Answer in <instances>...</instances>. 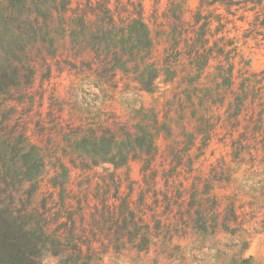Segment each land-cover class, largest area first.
Instances as JSON below:
<instances>
[{
    "label": "trees",
    "instance_id": "16d2710c",
    "mask_svg": "<svg viewBox=\"0 0 264 264\" xmlns=\"http://www.w3.org/2000/svg\"><path fill=\"white\" fill-rule=\"evenodd\" d=\"M216 3L227 13L225 21L220 13L213 14L217 7L204 13L202 2L186 20L181 5L174 4L170 29L162 34L167 46L156 57L142 6L133 0H0V264H43V250L60 255V264H91L93 243L104 250L130 246L142 251L154 239L166 247L173 236L187 230H238L235 202L220 210L219 199L210 194L209 179L222 170L204 179L203 189L193 182L187 198L186 189H173L170 182L178 168L192 169L194 159L219 134L217 128L224 130L219 139L228 141L238 168L246 163L254 168L256 162L264 166V69L242 67L235 75L238 46L234 37L223 33L232 22L229 15L241 11L237 18L243 20L251 12L245 36L264 40V0L206 1L209 6ZM64 48L73 58L64 60L69 68L94 75L99 86L115 89L118 80L126 79L152 92L159 77L164 82L178 77L163 118L152 108L140 107L136 123L114 114H109L107 125L93 118L74 123L72 114L64 119L63 109L56 114L50 103L51 124L45 126L40 119L35 123L38 134L46 136L45 145L30 141L21 126L6 129L9 118L2 114L3 101L22 103L38 66L43 68L41 77L50 78L49 59L57 62ZM30 100L32 107L34 95ZM172 104L179 123L169 116ZM187 112L190 129L182 121ZM171 122L178 123L183 138L167 146L163 161L168 167L159 170L154 165L159 155L155 138L161 132L170 135ZM195 146L198 152L192 151ZM49 157L53 174L46 194L38 198L40 168ZM133 159L141 162L144 186L136 202L130 198L128 172H116ZM105 163L115 171L106 166L103 173L95 171ZM158 175L164 191L157 188ZM123 180L128 181L126 193L120 190ZM149 192L151 202L146 201Z\"/></svg>",
    "mask_w": 264,
    "mask_h": 264
},
{
    "label": "rangeland",
    "instance_id": "374dc122",
    "mask_svg": "<svg viewBox=\"0 0 264 264\" xmlns=\"http://www.w3.org/2000/svg\"><path fill=\"white\" fill-rule=\"evenodd\" d=\"M133 1L142 6L145 21L155 45L156 57H161L167 46L162 34L170 29L169 23L173 21L172 7L174 4L181 5L182 18L186 20L192 19L195 10L201 7V2L204 13H211V9L217 7L213 14L220 13L222 21H225L227 17L223 6L217 3L214 6L206 5L207 0ZM111 2L114 3V0ZM240 15L241 11L237 13V16ZM245 15L243 20L229 15L232 22H229L223 29V33L234 37L238 46V54L234 59L235 75H238L237 70L242 67L255 71L264 69V40L261 36H245L247 34L245 28L249 27L248 22L252 19V13L248 12ZM216 25L217 21L213 20L212 27ZM223 33L219 32L218 36ZM60 54L62 55L58 54L57 62L55 59L51 61L49 59L52 63L50 78L41 77L43 68L38 66L33 84L26 86L29 96L25 95L22 103H18L16 99L5 100L1 109L2 114L9 118L6 121L8 124L6 129H9L8 126L17 125L18 128L21 126L25 128L29 140L39 145H45L46 136L38 134L35 123L40 119L45 126L51 124L48 115L50 103L56 114H58L56 111L58 108L63 109L62 118L69 119L72 114L74 123L93 118L107 125L112 120L109 114L118 116L119 120L136 123L138 121L136 112L140 110V107L152 108L159 117L163 118L167 109L166 101L172 99L179 80L176 77L172 82H164L163 78L159 77L152 92L139 90L134 82L126 79L118 80L115 89L106 84L99 86L95 83L94 75L86 77L85 74L76 73L74 69L69 68L67 61L64 60H73V58L65 48L60 50ZM31 94L34 95L32 107ZM175 106V104L170 106L169 116L179 123L180 119L177 118ZM188 119H190L189 112L185 114L182 121L188 126L185 125L187 129H190L191 123H188ZM173 122L170 123L172 126L170 135L161 132L155 138L159 155L154 165L159 170L168 167V162L163 161L167 146L172 140L183 138V135L179 134L181 129L178 123ZM217 131L219 134L213 135L208 145L194 159L192 169L190 170L188 165L178 168L180 170L178 176L174 175L170 182H173V189H186V192L193 182L203 189L206 186L204 179L213 177L215 172L222 170L224 173L216 175L218 178L209 179L210 194L216 195L219 199L220 210H223L230 200L235 202L239 217L238 230L234 234L223 230L206 233L187 230L185 234L173 236L171 243H168L166 247L161 246L162 241L154 239L149 249L142 251L130 246L118 252L112 249L104 250L98 243H93L96 253L91 264H231L233 261L241 264H264V166L256 162L253 163L254 168L249 167L250 163L238 168L239 160L232 161L228 141L225 143L219 139L224 130L217 128ZM55 140L61 142L58 136ZM192 151L198 152L199 150L197 151L195 146ZM59 154H61L60 150L57 152V155ZM59 156L62 157V154ZM50 157L45 159V164L40 168L42 187L37 193L38 198L46 194L47 180L53 174V168L49 163ZM103 166L109 167L110 171H115L113 165L109 163L95 167V171L103 173ZM140 166V160L133 159L116 170L122 176L124 172H128L129 181L132 182L133 189L130 198L133 202L138 201L144 187L141 181ZM73 175L74 173L72 177ZM127 185L128 181L123 180L120 189L122 193L128 191ZM157 188L163 191L165 188L164 180L160 175H158ZM187 196L188 192L184 197L187 198ZM146 201H152L151 192L146 195ZM161 210L162 208L159 209ZM41 260L43 264H60L61 256L43 250Z\"/></svg>",
    "mask_w": 264,
    "mask_h": 264
}]
</instances>
